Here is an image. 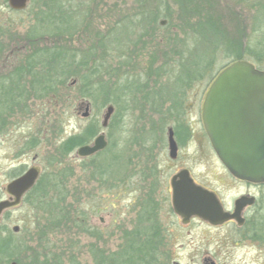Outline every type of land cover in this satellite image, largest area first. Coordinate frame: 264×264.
<instances>
[{
  "label": "rangeland",
  "instance_id": "rangeland-1",
  "mask_svg": "<svg viewBox=\"0 0 264 264\" xmlns=\"http://www.w3.org/2000/svg\"><path fill=\"white\" fill-rule=\"evenodd\" d=\"M184 2L189 5L188 11L192 12L189 13L193 17L189 20L190 24L207 25L202 26L205 36L195 33L191 27L183 28L179 21L162 19L159 24L150 20L140 21L135 11V0H108L109 7L116 6L114 9L121 15L120 19L115 13H110L109 17L100 8L102 19H93L91 25L89 21L78 24L79 32L95 30L96 33H103L102 37L111 33L116 48H127L126 54L105 55L95 47L91 61L85 62L88 67L84 66L83 72L98 69V79L103 81L104 93L96 96L97 106L104 104L105 100L113 101L102 110L81 95L84 86L78 83V79H70L63 90L61 86H55L56 100H38L27 92L30 97L27 106L16 109L14 113L7 108L9 100L4 98L5 89H0V124L3 125L0 128V201L10 199L6 187L14 174L37 168L40 176L46 173L57 175L58 172L66 175L64 184L58 186V193L51 190L45 200L30 198L28 203L23 200L20 206L3 214L0 235L11 236L12 242L20 249L16 253L19 259L26 256L29 259L38 258L42 264H105V261L114 264L110 260L122 258L121 248L125 245L126 248L131 241L135 242L136 204L141 192L136 173L140 163L144 162L142 158H146L142 152L146 147L156 149L154 162L163 166L178 163L190 168L201 184L216 190L227 204L245 191L227 177L205 135L201 112L209 87L205 88L202 82L188 90L182 85L180 74L185 73L184 68L196 72L193 66L209 57L216 56L221 63L229 52H232L231 58L241 57L236 62H249L264 70V62L259 64L255 61V54H252V59L245 53L247 49L259 51L264 45L263 13L256 18L254 12L234 0ZM38 13L36 5L31 3L25 10L15 11L8 1L0 0V78L15 70L13 65L19 54L23 59V49L15 48L12 52L14 41H19L16 45L20 46L27 33L38 31L39 28L35 27H39ZM211 26L217 34H213V38H209L207 33ZM50 40L51 37L46 34L47 43H51ZM64 46L71 53L76 51L78 54H85L89 49L86 39L63 43ZM195 49H198L196 53H202L199 54L201 58L192 60L191 54ZM213 49L216 53L210 54ZM68 58L70 61L73 59L71 54ZM80 58L81 55L77 60L81 61ZM141 90L145 91L144 94ZM183 91L187 93L183 94ZM143 97L149 102L145 113L141 110ZM180 100L185 102L186 118L194 137L187 145L189 158L183 152L177 162H172L169 158L168 129L177 122L172 115ZM108 105L114 106L115 113L109 127L103 129ZM88 106L90 115L85 117ZM96 119L101 126L99 134L104 132L109 141L110 149L104 158L109 161L111 156L119 155V161L114 166H107L101 157H80L78 148L63 158L58 152L61 143L70 136L81 134ZM198 146L201 151L195 154ZM67 191L70 193L69 204L84 213L83 232L68 228L61 215L54 222L49 219L53 208L59 207L55 203L59 194L65 197ZM89 221L93 228L91 233L87 231ZM197 232L200 233V230ZM219 232L223 240L220 247L222 264H264V251L259 255L260 249L232 227ZM197 234L192 233V236ZM38 241L41 249L36 246ZM176 253L182 264H193V259L196 261L202 257L192 245ZM6 259L1 257L0 264L14 262Z\"/></svg>",
  "mask_w": 264,
  "mask_h": 264
},
{
  "label": "trees",
  "instance_id": "trees-1",
  "mask_svg": "<svg viewBox=\"0 0 264 264\" xmlns=\"http://www.w3.org/2000/svg\"><path fill=\"white\" fill-rule=\"evenodd\" d=\"M7 1L8 0H5L6 3ZM135 1V11L140 21L147 22L150 20L154 24H159L160 20L162 19L172 22L179 21L183 24V28L191 27V30H194L195 33H200V35L205 36L206 31H203L202 26L206 27L207 25L199 24L198 26H195L194 24H190L189 20L193 17L190 16L189 13L192 12L188 11L189 5L187 6V3L184 2V0H152V3L151 0ZM234 1L240 5L244 4L249 11L256 14V18L261 13H263L262 15L264 18V0ZM30 3L36 5L37 11L39 12V27L35 26L36 29H39L37 32L32 34H30V32L27 33V37L19 44L20 46L16 45L19 41H14L12 52L14 53L15 48H17V50L23 49L25 54L22 56L23 59H20L22 54H19L17 61L14 63L15 66L13 65L15 69L14 71L8 74L5 78L0 79V89H5L4 98L9 100V102L6 104L8 105L7 108L12 113H14L16 109L25 108L30 98H28L27 92H30V94L38 100H46L48 98L56 100L57 97L53 92V90H55L53 88L55 86H61L62 90L65 89L67 86L66 84L70 79H78V83H81V85L84 86L83 90L81 91V95L84 98L93 101L94 106L96 107V96L100 95L102 92L104 93L102 88L103 81H100L101 78L100 80L98 79V69L94 68L91 71L83 72L84 66L88 67V65H85V62L91 61V54L95 53V47L98 49L100 54L105 55L126 54L125 51L127 48L126 46L116 48V42L111 39V33H107L106 37H102L101 34L103 33H96L95 30H90L89 32L88 29L79 32L77 27L80 22L86 23L89 21L88 24L91 25L94 20L102 19L103 12L99 10L100 8H103L106 12V15L109 17L110 13H115L118 15V19H120L119 17L121 15L118 14L114 9L116 6L109 7L108 0H30ZM199 28H201V30ZM207 33H209V38H213V34L217 36L213 27L208 29ZM46 34L51 37V43H47ZM83 39H86L89 44V49L85 54H78L76 51H72L71 53L67 46L63 47V43L70 42L71 44L75 42V40L82 41ZM197 50L198 49H195L191 54L192 60L201 58L199 54L202 53H196ZM214 50L215 49H213V52L210 54H215L216 51ZM88 52L90 54H88ZM229 53L230 54L223 57L221 63H219V58L216 56L207 58L205 62H197L196 65L193 66L196 69V72H193L194 70H191L190 68H184L185 73L180 74V77L183 78L181 81L182 85L186 86L188 90H191L196 84H203L202 82H204L205 88L209 87L217 75L226 66L236 62L237 60H240L241 57L231 58L230 55L232 52ZM245 53L248 55V58H251L250 56H252V59H254L253 55L255 54V61L259 64L264 62V57L262 56L264 55V45L259 49V51L247 49ZM70 54L73 58L71 61L68 58V55ZM79 55H81V58L79 59L81 61L77 60ZM189 64L191 65L192 63L189 62ZM179 91L180 89L178 92ZM144 92L145 91L141 90L142 94H144ZM182 93L185 94L187 91H183ZM141 100V105L143 107L141 110L142 113H145L149 106L148 98L143 97ZM112 102L113 101L108 102V100H105V103L101 106H97V109L102 110L107 104ZM184 104V100H180L176 104V112L174 115H172V117H174L177 122L173 121V123L175 122L173 128L178 137H180L181 132H185L189 138L192 136L193 129L187 121L185 113L186 105ZM0 125L1 128L3 125ZM100 130L101 126L96 119V122L93 121V123L90 126L88 125L81 134L70 136L68 139L62 142L58 148V152L63 156V158H65L76 148L90 143L99 134ZM32 143L34 142L32 141ZM109 149L110 147L97 156L102 158L105 165L114 166L116 162L119 161V155L111 156V159L108 161L104 157H106ZM107 168L109 169V167ZM18 174L19 173L14 174L13 178ZM52 175L48 173L41 175L37 184L27 194L24 201L28 203L30 198H40V200H45L47 195L49 196L51 190H56L58 193V186L64 184L66 175H63L61 172H58L57 175ZM67 192L68 193L65 195V197H63L62 194H59L60 197L57 198V201H55L56 204H59V207L53 208V210L50 212L51 214L49 219L54 222L57 220V216L61 215V219H64V223L68 228L71 230L72 228H74V230L80 229V231L83 232L85 231V223L82 224L85 222V216H82L84 213H80L77 209H74L73 206L69 204L68 196L70 193L69 191ZM52 196H55V194ZM39 234H41V231ZM36 246H39L41 249L40 241H38ZM18 250H20L19 247L12 242V238L9 234H6L5 236L0 235V258L6 257L8 262L16 261L18 264H42L39 262L38 258L29 259L28 256H26L24 259H19L16 254ZM125 253L126 259L135 258V251L130 250L126 251ZM29 260L30 262L27 263Z\"/></svg>",
  "mask_w": 264,
  "mask_h": 264
},
{
  "label": "water",
  "instance_id": "water-1",
  "mask_svg": "<svg viewBox=\"0 0 264 264\" xmlns=\"http://www.w3.org/2000/svg\"><path fill=\"white\" fill-rule=\"evenodd\" d=\"M28 3L29 0H9L14 10H24ZM114 111L112 105L107 107L102 123L104 128ZM84 116H89V107ZM202 120L226 169L241 181L264 184V71L245 61H238L222 70L206 92ZM168 143L170 157L175 158L178 145L173 128L168 129ZM107 145L105 135L101 134L93 145L79 148L78 154L81 157L92 156ZM39 176L40 171L31 168L7 185L6 190L13 198L0 201V221L4 212L21 204ZM178 177L180 181L174 179L172 182L173 205L176 212L187 217L197 215L213 223H223L232 218L239 221L242 208L253 204V199L242 197L236 202V213L228 215L216 194L197 185L189 171H183Z\"/></svg>",
  "mask_w": 264,
  "mask_h": 264
},
{
  "label": "flooded vegetation",
  "instance_id": "flooded-vegetation-1",
  "mask_svg": "<svg viewBox=\"0 0 264 264\" xmlns=\"http://www.w3.org/2000/svg\"><path fill=\"white\" fill-rule=\"evenodd\" d=\"M192 132L194 133L193 130ZM193 133L189 138L185 132H181L180 137L175 133L178 152L175 158H171L169 153L172 162H177L183 152L185 157L189 158L187 145L193 139ZM205 135L211 145L206 132ZM199 150L198 146L194 153L198 154ZM155 151L156 149L152 147L143 149L142 152L146 154V158H142L144 162L140 163L136 173L141 192L136 204V227L133 233L135 242L131 241L132 243L126 248V245L121 248L122 258L110 261L114 264H182L176 252L192 245L202 254L200 259L192 260L193 264H222L220 247L223 240L219 231L227 227H232L240 236L252 242L254 247L259 248V255L264 251V184L238 180L223 166L231 182L245 189L231 204H227L216 190L201 184L194 177L191 169L184 164L163 166L154 162L157 155ZM214 154L217 157L215 151ZM186 170L190 172V176L197 185L216 194L223 211L228 215L236 213V202L242 197L253 199V204L242 208L239 221L232 218L223 223H213L197 215L187 217L176 212L173 205L172 182L174 179L180 181L181 178L178 175ZM7 196L11 198L10 195L7 194ZM92 229L91 221H89L87 230L91 233ZM199 230L200 233L197 232ZM192 233L198 234L194 237ZM126 250L135 251V258L126 259ZM105 263L108 264L106 261Z\"/></svg>",
  "mask_w": 264,
  "mask_h": 264
},
{
  "label": "bare ground",
  "instance_id": "bare-ground-1",
  "mask_svg": "<svg viewBox=\"0 0 264 264\" xmlns=\"http://www.w3.org/2000/svg\"><path fill=\"white\" fill-rule=\"evenodd\" d=\"M200 186V185H199Z\"/></svg>",
  "mask_w": 264,
  "mask_h": 264
}]
</instances>
